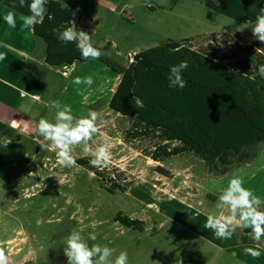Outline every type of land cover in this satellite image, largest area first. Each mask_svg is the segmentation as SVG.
Returning <instances> with one entry per match:
<instances>
[{"label":"rangeland","instance_id":"obj_1","mask_svg":"<svg viewBox=\"0 0 264 264\" xmlns=\"http://www.w3.org/2000/svg\"><path fill=\"white\" fill-rule=\"evenodd\" d=\"M1 1L0 35L26 46L11 41L0 49L7 55L0 73L11 78L10 73L22 72L32 78L25 99L11 87L0 86L4 101L0 100L18 109L9 108L16 126L7 123L3 113L0 118V124H7L0 145L10 148V154L14 150L13 157L0 162V247L9 264H67L63 248L73 229L82 230L85 239L95 231L97 240L89 244L116 249L113 259L127 251L128 264H264V237L257 245L241 227L231 239H218L205 227L210 213L220 214L218 197L234 174L264 199V141L255 159L224 176H212L194 156L175 157L160 165L138 149L142 144L126 141L130 119L109 107L121 75L98 59L72 66L46 64L44 42L32 30L21 31L23 12L16 28L3 20L17 3ZM59 1L75 10L72 20L78 29L92 34L95 45L103 48L112 43L101 56L124 66L136 52L189 37L198 45L208 33L241 32L244 35L237 39L246 45L264 8V0H182L174 8L170 0ZM16 29L22 34L11 35ZM19 49L34 55L23 56ZM77 76H91L93 84L77 86L72 82ZM52 100L71 105L76 117L89 110L98 113L99 134L90 143L97 146L104 134L111 138L112 163L104 172L108 181L116 177L121 185L129 183L126 191L101 187L97 169L78 162L85 158L89 163L91 158L82 146L74 149L77 163L71 168L58 164L56 150L41 148V143L50 142L38 135V123L41 118L54 122L56 110L48 107ZM12 159L20 162L14 165ZM160 167L169 174H161ZM119 214L142 220L144 231L122 226L116 221ZM247 247L257 248L261 255L245 254ZM214 248L237 249L238 259L228 261L230 253ZM211 253L217 255L211 258Z\"/></svg>","mask_w":264,"mask_h":264},{"label":"trees","instance_id":"obj_2","mask_svg":"<svg viewBox=\"0 0 264 264\" xmlns=\"http://www.w3.org/2000/svg\"><path fill=\"white\" fill-rule=\"evenodd\" d=\"M45 8L43 21L32 32L45 44L46 64L72 66L91 60L81 58L75 43L61 44L52 31L69 26L75 10L59 0H48ZM243 35L208 33L198 45L191 37L160 43L131 55L126 66L101 56V63L121 75L109 107L130 119L126 141L142 144L138 149L160 165L175 157L194 156L214 177L255 159L264 141V79L256 71L264 64V43L252 36L245 45L237 39ZM111 45L94 44L101 52ZM180 45V51H172ZM182 60L189 65L183 72L187 87L169 88L170 66ZM133 97L143 106L136 108ZM78 162L89 167L85 158ZM158 170L169 174L164 168ZM95 174L108 191H126L129 186L116 177L108 181L104 171L97 169ZM105 180L111 184L105 187ZM116 221L144 231L142 220L119 214Z\"/></svg>","mask_w":264,"mask_h":264},{"label":"clouds","instance_id":"obj_3","mask_svg":"<svg viewBox=\"0 0 264 264\" xmlns=\"http://www.w3.org/2000/svg\"><path fill=\"white\" fill-rule=\"evenodd\" d=\"M47 3L48 0H31L30 4L26 5V0H19V6H27L30 12V15L22 17L21 31L34 30L35 26L43 21ZM261 13L256 17V23L251 30L253 37L264 43V8L261 9ZM49 19L52 17L49 16ZM3 20L10 28L17 27L14 11H8L3 16ZM68 25L52 30L61 44L75 43L84 60L99 59L102 52L94 46L92 34L78 29L75 20L68 21ZM3 46L7 47V45ZM182 47L183 45H180L172 51L178 52ZM256 51H259V48ZM6 58V53H0V61ZM188 66L185 60L170 66L167 76L169 88L182 90L187 87L188 82L184 79L183 72ZM230 71L238 73V70ZM256 71L261 79H264V64L258 65ZM72 82L77 86H91L93 78L77 76ZM84 99L87 100V97ZM133 100L136 108L143 106L139 98L133 97ZM48 107L56 110L55 120L54 122H50L47 118L39 120L38 135L43 137L44 141L50 142V144L41 143L42 149L56 150L58 164L61 167L71 168L77 163L73 155L74 149L82 146V151L91 157L89 164L92 167L100 171L110 167L112 163L111 138L104 134L102 142L97 146L93 147L90 143L99 134L98 113L95 110H89L87 115L76 117L71 105L62 104L59 100L50 101ZM262 205H264V199L245 187V181L240 175L234 174L218 197L216 207L220 210V214L210 213L205 227L212 230L218 239L224 240L231 239L238 228L251 229L249 232L251 238L259 242L264 237V208ZM225 210L227 214H224ZM96 240L95 231L90 232L85 239L82 230L73 229L65 238L63 248L67 264H128L127 251H120L113 259L116 249L99 243L89 244V241ZM244 251L253 258L261 255L260 251L253 247H247ZM0 264H9V258L2 247H0Z\"/></svg>","mask_w":264,"mask_h":264},{"label":"crops","instance_id":"obj_4","mask_svg":"<svg viewBox=\"0 0 264 264\" xmlns=\"http://www.w3.org/2000/svg\"><path fill=\"white\" fill-rule=\"evenodd\" d=\"M181 1L182 0H170L168 3L170 4V8L171 7L174 8L175 6H178V4ZM30 2H31V0H27L26 5L30 4ZM4 3H5V0H4ZM7 3L8 4L17 3V5L19 6V0H9ZM19 8H20V11L23 12L24 15H30V13L27 14L29 12V9L27 6H25V7L19 6ZM19 14H20V12L18 11V13L16 15L17 24H19V22H20V15ZM20 34H22V33H20V31H18L17 29L13 30V32L11 33V35H20ZM11 41L13 42L14 46H19V45L26 46V42H15L12 38H7V36L4 37V35H0V49L3 47V45H6L7 43H11ZM18 52H20V54L23 56L34 55V54H30V52L26 53L23 49H19ZM33 53H35V51ZM2 63H3V61H0V66L2 65ZM10 74L12 75L11 78L5 76L3 73H0V86L7 85V86L11 87L20 95V99H25V97L28 93L27 88L31 89L30 82H31L32 78L23 74L22 72L17 73V74H13V73H10ZM20 75L22 77H20ZM13 76H14V78H13ZM119 82H120V80H119ZM0 99H2V98L0 97ZM2 100L4 101V99H2ZM3 101L0 100V118L2 117L1 113H3L6 117L5 118L6 122L7 123L13 122V126H16L15 125L16 120H11V118H10L9 108H11V107H9L6 104L7 102L4 103ZM15 108L16 109H12V108L11 109L13 111H17L18 109L16 106H15ZM6 126H7V124H5V123L0 124V133L5 131ZM10 150H11L10 148H4L3 145H0V162H2L6 156L10 155L9 156L10 158L13 157L14 150L12 151L11 154H10ZM4 153H6V154H4ZM10 161H12L14 165H16L20 162V160H17V159H12Z\"/></svg>","mask_w":264,"mask_h":264},{"label":"flooded vegetation","instance_id":"obj_5","mask_svg":"<svg viewBox=\"0 0 264 264\" xmlns=\"http://www.w3.org/2000/svg\"><path fill=\"white\" fill-rule=\"evenodd\" d=\"M0 2H1V0H0ZM6 5H7V3H6ZM12 11H14L15 14L17 15L18 11L20 12V8H19V6H18V5H15V8H13ZM19 15H20V14H19ZM20 17H21V16H20ZM250 231H251V229H244V233H245L246 235H248ZM254 242H255V241H254ZM256 242H257V241H256ZM257 243H258L257 245H259V244H260V241L257 242ZM214 249L218 250L219 253H225V255H226L227 253H230L231 255H230V258H228V259H229L228 261H230L231 259H233V260L238 259L237 249H231V250H229V251H224V248H221V249H219V248H214ZM215 255H217V254H213V253L210 254L211 258H212L213 256H215ZM199 256H200V255H199ZM222 257H223V255L220 254V255H219V258H222ZM213 264H215V262H214Z\"/></svg>","mask_w":264,"mask_h":264}]
</instances>
